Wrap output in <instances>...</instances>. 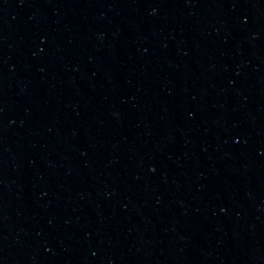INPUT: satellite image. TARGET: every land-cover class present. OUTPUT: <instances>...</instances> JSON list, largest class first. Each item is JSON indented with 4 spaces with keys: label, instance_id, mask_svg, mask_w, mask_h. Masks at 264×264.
Returning a JSON list of instances; mask_svg holds the SVG:
<instances>
[{
    "label": "water",
    "instance_id": "95a60500",
    "mask_svg": "<svg viewBox=\"0 0 264 264\" xmlns=\"http://www.w3.org/2000/svg\"><path fill=\"white\" fill-rule=\"evenodd\" d=\"M0 264H264V0H0Z\"/></svg>",
    "mask_w": 264,
    "mask_h": 264
}]
</instances>
